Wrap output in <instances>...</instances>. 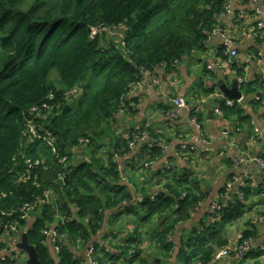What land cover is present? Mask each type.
Returning <instances> with one entry per match:
<instances>
[{"label": "trees", "instance_id": "1", "mask_svg": "<svg viewBox=\"0 0 264 264\" xmlns=\"http://www.w3.org/2000/svg\"><path fill=\"white\" fill-rule=\"evenodd\" d=\"M226 1L0 0V234L14 224L21 238L29 228V243L43 264H87L82 251L90 246L97 264H135L145 253L140 225L158 220L159 226L149 229L153 245L157 255L172 264L173 235L208 199L209 189L202 188L192 171L179 174L164 168L168 177L160 181L163 187L152 194L144 188V200L131 204L135 195L123 183L119 157L131 155L132 143L144 142L150 156L139 157L143 168L145 162L162 157L165 135L142 127L127 138L115 136V150L102 154L98 150L103 143L97 142L119 112L133 110L127 95L147 71L173 68L185 55L207 50ZM53 69L59 84L50 78ZM200 88L208 96L214 90ZM242 90L252 103L264 106L261 80L245 83ZM217 102L234 124L250 122L238 101ZM34 106L40 107L39 115L31 113ZM30 119L50 130L53 144L31 138ZM145 133L151 139H142ZM84 139L93 148L88 159L75 164L74 154ZM244 192L247 195L246 188ZM243 196H231L222 211L211 212L215 218L226 213L220 225L203 220L202 231L193 229L187 235L177 248L176 264H211L228 245L225 225L243 209ZM40 200L44 202L31 211L33 217L24 218V206ZM125 203L126 211L136 215L137 226L124 243L112 244L119 231L111 229L106 212ZM53 227L61 237L52 243L58 247L56 255L47 234ZM242 235L252 237V231L245 229ZM0 242L8 246V240ZM0 264L20 263L4 256Z\"/></svg>", "mask_w": 264, "mask_h": 264}, {"label": "crops", "instance_id": "2", "mask_svg": "<svg viewBox=\"0 0 264 264\" xmlns=\"http://www.w3.org/2000/svg\"><path fill=\"white\" fill-rule=\"evenodd\" d=\"M226 5L231 8V12L225 11L219 16L217 25L220 31L210 37L207 50L185 55L173 68L159 66L152 73L146 74L144 82L135 86L127 95L133 110L119 112L115 121L110 123V129L116 133H112L113 137H110L108 131L105 138L111 143L117 141L115 136L127 138L139 128L150 127L164 134L163 139L168 141V147L162 149V157L153 160L150 168L141 167L139 157L150 156L149 150L143 147L144 142L138 143L130 156L119 157L123 183L128 185L135 195L131 204L142 202L137 198H144V188L147 194H152L163 187L162 183H165L168 177L164 170L166 166L167 169L174 168L179 174L185 170L192 171L201 181L202 188L209 189L208 199L195 210L191 219L175 231V257L178 255L177 248L182 246L184 238L187 239L193 229L202 231L199 224L203 220L209 225H220L223 222L226 213H218L217 218L211 216V204L226 191V184L233 182L231 195L240 198L243 194L244 198L241 199L244 206L225 225L228 230L226 247L234 248L245 229L252 231L253 243L249 257L260 262L264 260V168L255 158H264V106H258L251 102V98L244 96L238 103L250 117V122L234 124L216 112L217 99L203 93L200 87L204 85L207 89L213 88V93L220 92L223 100L229 97L223 93L220 85L231 88L239 76L245 77L246 83L256 80L264 83V45L258 42L252 31L258 20L264 22V0H227ZM259 31L264 38V28ZM224 35L232 38L233 48L238 53L237 57L232 58V63L224 52L223 56L220 55L221 49L225 50ZM226 63H230L229 66H226ZM240 90L243 94V90ZM175 97L186 98L188 107L183 108L176 118L170 119L167 114L175 108L172 102ZM252 121L255 124L251 123ZM254 127L259 128V134L254 131ZM107 142L100 147L101 151L104 147L113 149V145ZM182 143L198 144V149L189 155H179L177 148ZM81 149L74 154L75 164L81 162H77L80 158L86 159V156L81 154ZM125 207H128L126 203L120 208L106 212L111 229L119 231L116 238H111L112 244L124 243L137 226L136 215L126 211ZM228 217L231 219L232 214ZM151 226H159L158 220L149 226L140 225L145 249L154 242L149 233ZM208 231L210 230L207 229L205 235L209 234ZM6 234L2 232L0 240H8L7 245H10L0 246V258L10 256L20 264H27V254L20 253L21 251L11 246L15 235L5 237ZM49 245L52 254L56 255L50 238ZM105 245L107 250H113L110 241ZM172 264H176V258ZM211 264H237V259L231 253L230 256L214 259Z\"/></svg>", "mask_w": 264, "mask_h": 264}, {"label": "built area", "instance_id": "3", "mask_svg": "<svg viewBox=\"0 0 264 264\" xmlns=\"http://www.w3.org/2000/svg\"><path fill=\"white\" fill-rule=\"evenodd\" d=\"M225 10L227 12H231V8L229 6H227V5L225 7ZM242 16H240V17H242ZM263 28H264V22L261 21V20H258L257 23H256L255 28L254 27L252 28L253 35L257 39L258 38H262V32H260L259 30H261ZM219 31H220V29L217 27L214 30L213 34L215 32H219ZM91 36L94 37L95 33L93 32V34ZM223 39H224V45H225L224 46L225 47L224 54L227 57H229V59H230L229 61L232 63V58L238 56L237 50L233 48V40H232V38L230 36L224 35ZM262 45H264V42L262 43ZM229 64L230 63H226V66H229ZM209 68H211V66H209ZM146 73L150 74L148 71ZM143 82H144V79L139 84H141ZM157 82H159V80H157ZM237 82H238L239 89H242V87L246 83V78L242 77V76H239V77H237ZM209 96L210 97H214L217 100H221L222 99L221 93L217 92V91L212 93ZM243 99H244V96H242L240 99H237V100L236 99H231V98H225L223 100L226 101V104L233 105L235 103V101L240 102ZM172 102L175 105V108L173 110H171L170 112H168V114H167L170 119L171 118H176L183 108L188 107V101L184 97H175V98L172 99ZM44 106L48 107V105H46V104ZM39 110H40V107L34 106L31 109V113H36L37 115H39L38 114ZM216 112L219 115L224 116V113H223V111L221 110V108L219 107L218 104H217V107H216ZM251 123L255 124V122H253V121ZM40 130L43 131V133H40L39 132ZM254 131L257 134H259L260 130H259V128H255L254 127ZM27 132L30 134L31 138H33V139L41 138V139L46 140L50 144H53L54 139H53V136H52L50 130L46 129L43 126V124L38 126V124L36 123V121L34 119H30L28 121V123H27ZM142 139H151V137H150V135L148 133H145L143 135ZM88 141H89L88 139L81 140V144L87 143ZM160 144H161V146L163 147L164 150L169 145L168 141H166L164 139L160 142ZM131 145L133 147L134 143H132ZM197 149H198V144H195V143H182L181 146L179 148H177V151H178L179 155H184V154H188L189 155L191 152L197 151ZM255 160L258 161L261 164V166L264 168V158L259 157V158H255ZM232 187H233V182H228L226 184V191L222 193L220 198H218V199H216V200H214L212 202L211 211H222L223 207L227 206L228 200H230L231 196H232L231 195V188ZM45 194H46V196H48L50 194V192H48V193L46 192ZM241 196H243V194H241ZM137 200L140 202V201H143L144 198L142 196H138ZM43 202H44V200H40L37 203L25 205L24 208H23V210H24L23 217L24 218L30 217L31 211H33L38 205L42 204ZM46 202H48V199H47ZM4 232L7 233L5 235V237L8 236V235H10V237H11V235H15V238L13 239L14 242L11 243V246L14 249L18 248L17 247V243L20 240V235H19L20 229L16 225L12 224L10 229H5ZM47 234L49 235V238L51 239L52 243H55L58 240V238H59V241L61 239L60 235L57 233V231H56V229L54 227L51 228V230L49 232H47ZM252 243H253V238L252 237L245 238V237H243V235H240L238 237V244L234 248L225 247V248L219 250L218 253L215 256V260L219 259L221 257H224V256H230L231 253H233L235 255L236 259H237V264H264V260L260 261V262H256V261L250 259L249 253L252 250ZM54 249L56 251H58V247L55 246V245H54ZM87 258H88L87 264H97V261L95 260V250H94V248L92 246H90L88 251H87ZM3 260H4V257H1L0 258V262H2Z\"/></svg>", "mask_w": 264, "mask_h": 264}, {"label": "rangeland", "instance_id": "4", "mask_svg": "<svg viewBox=\"0 0 264 264\" xmlns=\"http://www.w3.org/2000/svg\"><path fill=\"white\" fill-rule=\"evenodd\" d=\"M117 40H119V38H116ZM50 78H51V80H53L54 82H56L57 84H59V76H58V72H57V70L56 69H53V71H52V73H51V75H50ZM73 94V93H72ZM76 94H78V93H75L74 95H73V97H75L76 96ZM109 131V135H110V137H113L112 136V133H116V132H114L112 129H108L107 130V132ZM106 142H107V138H105L104 136L101 138V140H98V142H97V145H99L100 143H103L104 145H106ZM108 143V142H107ZM88 142L87 143H83V144H81L80 145V149H81V154L82 155H85L86 156V159H88L89 158V156H90V151H91V148H93V146L91 145V147H89L90 145L88 144ZM108 144H110V145H113V149H111V150H109V149H107L106 147H104L102 150L103 151H101L100 150V148H99V150H98V153H108L109 151H114L115 150V145L117 144V142H116V140H115V142H111V143H108ZM134 146H135V144H134ZM133 146V147H134ZM135 148V147H134ZM164 150V149H163ZM81 154H79L80 156H81ZM115 158H116V156H115ZM86 159H84V158H80L77 162H79V161H83V160H86ZM146 164H148V165H146ZM151 166V162H145V167H148V166ZM150 166H149V168H150ZM167 167L168 166H166V169H167ZM173 174H171V176H172ZM146 187V186H145ZM147 187L148 188H150V186L149 185H147ZM146 187V188H147ZM147 188V189H148ZM30 217H33V213H31V215H30ZM149 233H150V230H149ZM151 234V233H150ZM185 240H186V237L184 238ZM152 240L154 241V238H152ZM154 243V242H153ZM153 243H152V245L151 246H149V247H146V249H145V253L142 255L143 256V261L141 260H136V263L135 264H144V261L145 262H148L147 264H167V263H165V261L163 260L164 259V257L160 254L159 256L157 255L158 254V251L155 249L156 247H154V245H153ZM145 246V245H144ZM87 250V249H86ZM86 250H83L82 252L84 253H86V257H87V251ZM20 251V250H19ZM56 251V250H55ZM150 251V252H149ZM20 253H22V252H20ZM175 255H176V253H175ZM21 257V256H20ZM174 259L176 258L175 256L173 257ZM146 259V260H145ZM87 260H88V258H87ZM161 260V261H160Z\"/></svg>", "mask_w": 264, "mask_h": 264}, {"label": "water", "instance_id": "5", "mask_svg": "<svg viewBox=\"0 0 264 264\" xmlns=\"http://www.w3.org/2000/svg\"><path fill=\"white\" fill-rule=\"evenodd\" d=\"M220 89L231 99L237 100L243 96L242 91L237 85V82H235L234 86L231 88H229L227 85H220ZM28 230L29 228H26L23 231L22 237L17 243V247L26 252L28 256L27 264H43L39 259L35 246L29 243Z\"/></svg>", "mask_w": 264, "mask_h": 264}]
</instances>
